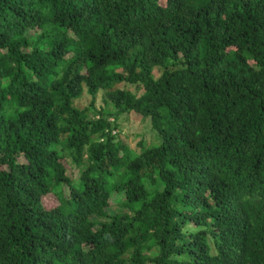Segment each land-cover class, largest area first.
I'll use <instances>...</instances> for the list:
<instances>
[{
    "label": "trees",
    "instance_id": "16d2710c",
    "mask_svg": "<svg viewBox=\"0 0 264 264\" xmlns=\"http://www.w3.org/2000/svg\"><path fill=\"white\" fill-rule=\"evenodd\" d=\"M0 264H264V0H0Z\"/></svg>",
    "mask_w": 264,
    "mask_h": 264
},
{
    "label": "rangeland",
    "instance_id": "374dc122",
    "mask_svg": "<svg viewBox=\"0 0 264 264\" xmlns=\"http://www.w3.org/2000/svg\"><path fill=\"white\" fill-rule=\"evenodd\" d=\"M102 94L103 91L100 90L96 95V107L104 106ZM89 100L90 96L84 93L81 98L75 101V105L79 107L85 106L88 104ZM111 119L112 118H110V120ZM115 121L117 126L114 133H116L118 137H120V140L123 141L131 150H134V152L140 151L141 148L138 143L141 141H143L145 145H149L157 141L155 131L151 128L148 118H143L134 112H130L120 114ZM64 161L67 163L68 173L71 174V184H77L78 168L71 166L69 158ZM63 191L65 194L68 192L67 186H63ZM118 199H120V195L116 197V200ZM43 201L46 207H51L57 202L56 196L53 194L46 196Z\"/></svg>",
    "mask_w": 264,
    "mask_h": 264
}]
</instances>
